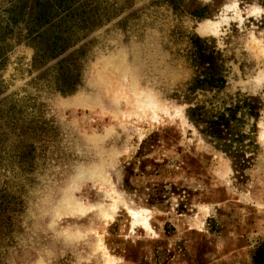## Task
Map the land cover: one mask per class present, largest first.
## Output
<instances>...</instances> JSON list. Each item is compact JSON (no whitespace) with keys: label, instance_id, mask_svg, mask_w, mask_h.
I'll return each mask as SVG.
<instances>
[{"label":"rangeland","instance_id":"1","mask_svg":"<svg viewBox=\"0 0 264 264\" xmlns=\"http://www.w3.org/2000/svg\"><path fill=\"white\" fill-rule=\"evenodd\" d=\"M0 264H264V0H0Z\"/></svg>","mask_w":264,"mask_h":264},{"label":"trees","instance_id":"2","mask_svg":"<svg viewBox=\"0 0 264 264\" xmlns=\"http://www.w3.org/2000/svg\"><path fill=\"white\" fill-rule=\"evenodd\" d=\"M192 116H194V115H192ZM226 119H224L226 122H224L223 124H221L219 121L221 119H217L216 121L210 122L208 124L207 130H206L207 134H209L211 137L217 138L219 133H220V127H222L224 125L223 126L224 128H228L230 126V123Z\"/></svg>","mask_w":264,"mask_h":264},{"label":"bare ground","instance_id":"3","mask_svg":"<svg viewBox=\"0 0 264 264\" xmlns=\"http://www.w3.org/2000/svg\"><path fill=\"white\" fill-rule=\"evenodd\" d=\"M200 31L202 32V33H206V32H208L209 31V28L207 27V26H202L201 28H200ZM130 212V214L133 216V218H136L139 214L137 213V211L135 212V211H129ZM135 220V219H134ZM142 224H144V225H146V221L144 220L143 221V223Z\"/></svg>","mask_w":264,"mask_h":264}]
</instances>
